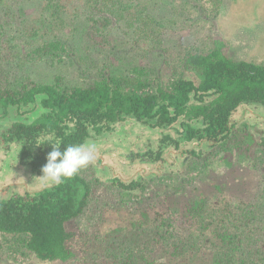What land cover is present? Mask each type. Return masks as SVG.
<instances>
[{
  "label": "trees",
  "instance_id": "16d2710c",
  "mask_svg": "<svg viewBox=\"0 0 264 264\" xmlns=\"http://www.w3.org/2000/svg\"><path fill=\"white\" fill-rule=\"evenodd\" d=\"M3 1L0 0V9ZM66 1L45 0L43 9L50 12V17H41L24 30L26 36L36 40L33 48L20 47L13 41L17 39L14 35L9 39L2 37L3 25L0 24V118L8 116L12 106L24 114L35 109L37 104L43 108L31 121H14L1 126L2 142L7 148L19 144L21 164L28 166L32 174H43L41 169L52 150L51 143L59 144L63 151L66 145L87 144L112 132L124 121L134 119L141 125L160 129L156 132L159 138L157 144L149 139L145 150H130L126 156L131 163L157 164L158 168L147 174L139 172L131 178L112 176L109 186H103L104 190L111 191L110 195L97 193L95 185L103 182L92 181L86 175L87 169L82 168L58 186L0 196V249L3 243L10 244L12 240L15 253L34 255L42 262H66L76 256V248L81 244L90 241L92 244H87L88 247L94 248L98 240L107 238L105 243L101 240V244L112 264H140L142 260L155 264L149 259L148 241L124 240L122 229H113L108 237L86 234L79 244L74 241V232L67 229V224L97 215L108 206L106 201L116 196L121 203L134 198H142L140 203L145 202L153 180L163 173L164 164L173 166L178 160L175 153L171 154L174 162H169L164 155L169 146L179 148L181 139L196 143L177 153L184 164L199 167L202 157L207 161L221 157L248 162L252 168L264 170L263 131L257 140L249 124L237 117L244 106L264 109V62L235 59L224 51L225 42L216 39L208 50L189 49L175 54L170 62L165 59L155 65L136 64L127 75L119 76L118 70L110 69L93 74L88 81L66 84L63 76L56 73L51 82H42L25 71L44 63L54 66L55 60L63 64L73 54L74 48L68 44L72 37L67 40L62 30L72 22L64 18ZM78 1L83 3V14L88 17V30L71 31L78 32L79 39L87 41V45L81 44V47L92 52L91 47L98 49V39L107 38L102 29L114 20L124 22L127 11L135 13L128 9L127 0ZM131 3L139 8V15L131 26L142 34L150 23L155 26L170 20L168 14L158 17L148 11L142 15L143 1ZM102 5L106 8H100ZM87 59L92 64L99 61L92 55ZM7 62L22 66L23 75L12 76ZM101 62L102 59L98 64ZM164 69L170 70L166 78ZM187 71L194 72L199 82L186 77ZM30 105L34 106L21 111ZM170 130H174L178 138ZM262 192L258 202L240 204V216L195 197L188 207L195 232L190 236L191 241L165 239L171 249L170 255L180 258L189 252L196 254L208 250L212 252L214 264H264V187ZM144 223L140 221V225ZM154 230L158 235L156 227ZM166 231L170 235V231ZM165 236L166 233L155 242H162ZM141 250H146L147 255ZM92 260L85 256L77 264H98Z\"/></svg>",
  "mask_w": 264,
  "mask_h": 264
},
{
  "label": "rangeland",
  "instance_id": "374dc122",
  "mask_svg": "<svg viewBox=\"0 0 264 264\" xmlns=\"http://www.w3.org/2000/svg\"><path fill=\"white\" fill-rule=\"evenodd\" d=\"M131 1L138 0L126 2L128 9L134 10L135 13L127 11L125 14L127 19L125 18L124 22L116 23L113 19L112 24L102 29L101 32L105 33L107 38L103 36L102 39H98L99 50L93 46L91 47L93 52L89 48L81 47V44L86 46L87 41L80 40L77 35L78 32L88 30L89 25L88 17L83 14V3L78 0L64 2V18L72 22L68 23L69 27L62 30L67 40L72 37L68 44L74 48L73 54L63 64L55 60L54 66H47L44 63L30 67L25 72L29 71L33 77L46 83L51 82L57 73L63 76L64 83L79 84L88 81L98 72L112 69L118 70L119 76L127 75L136 64L155 65L160 63V60L167 59L170 62L175 54L189 49L208 50L213 47L216 39L225 42L224 51L235 59L264 62V0H203V2L139 0L145 3L140 6L142 15L148 11L158 17L171 15L168 18L169 22L164 24L152 26L150 23L145 27V34L131 26L139 15L138 6L132 5ZM202 4L205 7H202ZM44 5L45 0H4L3 8L0 9V24L3 25L4 32L2 37L9 39L14 35L17 39L13 41L20 47L33 48L36 40L26 36L24 30L36 24L41 17L42 19L50 17V12L43 9ZM97 5L100 6V3ZM100 8H106V5ZM88 12L90 15L91 12ZM126 20H130V23ZM73 29L78 32L73 33L71 31ZM108 52L109 55L105 54ZM89 55L99 61L102 59V62L92 64L87 59ZM6 64L10 65L9 69L12 68V76L23 75L22 66H18L17 62L14 65L10 62ZM163 72L166 78L170 70L164 69ZM185 76L199 82L197 75L192 71L185 72ZM33 106L23 107L21 111L24 112ZM42 111L40 104L25 114L18 112L16 106H12L9 108L8 116L0 118V130H3L1 126H8L14 121H31ZM237 117L249 124L250 131L259 140L261 131L264 133V109L255 105L244 106ZM178 126L177 123L176 127ZM159 131L158 128L141 125L134 119H128L117 125L112 132L90 140L88 143L97 146V160L85 168L86 175L92 181L103 182L95 185L97 193L110 195L111 191L104 190L103 186H109L114 175L131 178L139 172L147 174L156 171L157 164L131 163L126 155L130 150L135 152L145 150L149 139H152L153 144H157L159 136H156V132ZM170 132L174 133V130ZM173 135L178 136L176 133ZM180 142L179 148L169 146L165 152L164 157L169 162H174L175 157L171 155L172 153H175L178 160H175L173 166L164 164L163 173L153 180L149 198L145 202L140 203L142 198H134L127 201L128 203H121L119 196L110 198L106 201L109 202L108 206L97 215L84 217L82 221L72 220L67 224V229L74 232V241L80 244L84 241L85 235L90 233L108 237L113 229L119 228L122 229L124 240L130 238L133 242L138 239L148 241L151 248L148 253L149 259L155 264H214L212 252L208 250L196 254L189 252L183 257L173 258L165 239L191 241L190 236L194 234L196 227L193 218L189 216L188 207L195 197L217 204L224 212L240 216L241 213L238 211L240 204L260 200L264 187V170L254 169L248 162L239 163L235 159L221 157L208 161L202 157L199 167L184 164L180 157H177V153L184 148H192L196 143L185 142L183 139ZM19 151V144H11L7 148L0 138V196L9 197L14 192H32L48 183L42 177L43 174H32L28 166L21 164ZM140 221L145 223L140 225ZM154 226L158 230V235L154 233ZM166 229L170 231V235ZM165 233L162 242H155L156 238ZM104 239L98 240L94 248L88 247L87 244H92L90 241L81 244L76 248V256L66 262H42L34 255L24 256L19 252L15 253L11 240L10 244L5 242L1 246L0 264H77L85 256L98 264H112L101 244L105 243ZM1 241L0 238V245ZM142 252L147 255L146 250ZM140 264L150 263L142 260Z\"/></svg>",
  "mask_w": 264,
  "mask_h": 264
},
{
  "label": "clouds",
  "instance_id": "9594fccd",
  "mask_svg": "<svg viewBox=\"0 0 264 264\" xmlns=\"http://www.w3.org/2000/svg\"><path fill=\"white\" fill-rule=\"evenodd\" d=\"M52 150L47 154L46 164L42 166V177L48 182L45 187L62 184L82 169L97 160V146L94 143L60 145L51 143Z\"/></svg>",
  "mask_w": 264,
  "mask_h": 264
}]
</instances>
